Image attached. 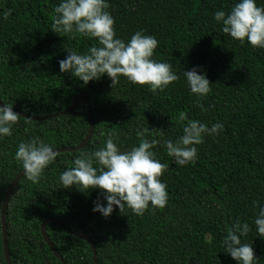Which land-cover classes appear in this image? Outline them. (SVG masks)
I'll return each mask as SVG.
<instances>
[{"label":"trees","instance_id":"1","mask_svg":"<svg viewBox=\"0 0 264 264\" xmlns=\"http://www.w3.org/2000/svg\"><path fill=\"white\" fill-rule=\"evenodd\" d=\"M61 2L0 0L2 104L46 117L66 110L77 95L86 93L95 118L85 148L57 154L38 183L23 176L15 188L6 212L12 263L96 264L89 243L48 223L46 232L62 260L55 257L41 232L44 221L54 218L92 238L99 264H238L221 242L239 221L250 229L241 242L253 246L255 264H264V238L255 225L264 207V48L233 40L214 16L220 10L228 14L239 0H105L116 38L127 44L137 31L155 37L152 59L170 64L179 76L156 93L124 77L112 88L107 75L85 85L71 72L61 73L59 61L67 51L86 54L98 46L96 39L78 33L52 32L54 8ZM256 4L264 7V0ZM9 9L5 20L3 13ZM193 68L212 84L203 98L190 92L183 76ZM180 112L208 127L223 125L218 135L203 137L196 160L185 166L175 164L164 143L183 135L187 120L179 122ZM145 129L144 139L159 141L151 149L155 158L168 165L160 177L168 193L163 209L149 205L137 216L127 207L121 213L114 206L105 218L93 211L98 199L107 205L100 189L63 188L60 175L74 167L76 158L99 150L108 137L121 152L130 151L139 146L137 132ZM88 132L87 106L80 101L71 113L45 121L20 116L12 134L0 137V264H8L1 209L8 187L24 170L14 158L19 144L38 138L53 149L73 148Z\"/></svg>","mask_w":264,"mask_h":264},{"label":"clouds","instance_id":"2","mask_svg":"<svg viewBox=\"0 0 264 264\" xmlns=\"http://www.w3.org/2000/svg\"><path fill=\"white\" fill-rule=\"evenodd\" d=\"M108 8L109 4L105 0H62L54 8L52 32L62 35L78 33L98 41V46L89 48L86 54L67 51L66 58L59 61L61 73L71 72L85 85L107 75L112 81V88L119 84L120 77H124L133 85L148 86L152 93L157 90L162 92L178 81L179 76L172 71L170 64L152 59L158 46L155 37L137 31L127 44L116 38L115 21L107 11ZM10 15L11 9L3 13V18L6 20ZM214 16L217 22L222 23L223 33L233 40L241 43L247 40L253 48H264V7H258L256 0H239L228 14L220 10ZM198 71L193 68L184 71L183 76L190 92L203 98L211 91L212 84L206 75H200ZM19 119L20 115L13 111L12 105L0 107V137L10 136ZM178 120H187L183 135L175 142L166 140L164 143L167 155L174 159L175 164L185 166L196 160V146L203 143V137L218 135L223 125L216 123L208 127L198 120H189L186 112H180ZM147 131L137 132L141 138L139 146L130 151L121 152L112 137H108L106 144L99 150L76 158L74 167L60 175L63 188L75 185L83 192L100 189L107 205H102L98 199L94 202L93 211L105 218L112 214L114 206L121 213L127 207L137 216H143L149 205L152 209H163L168 201V193L160 177L168 165L155 158L151 149L159 141L144 139ZM155 131L161 134L164 132ZM56 156L52 146L33 138L19 144L14 158L22 165L25 178L38 183L44 169L55 161ZM94 163L98 167H94ZM255 225L258 236L264 238V207L259 209ZM249 231L247 223L237 221L228 229L221 242L224 251L238 264H255L257 261L253 246L241 242V237L247 236ZM82 232L85 233H74ZM207 238L211 242L210 234Z\"/></svg>","mask_w":264,"mask_h":264},{"label":"water","instance_id":"3","mask_svg":"<svg viewBox=\"0 0 264 264\" xmlns=\"http://www.w3.org/2000/svg\"><path fill=\"white\" fill-rule=\"evenodd\" d=\"M80 101H84L86 106H87V111H88V120H89V132L88 135L86 136V138L82 141V143L76 147L73 148H59V149H54V151L59 154L62 152H74V151H79L83 148H85V146L87 145L88 141L91 139L93 133H94V128H95V118H94V113L92 110V106L91 103L89 101V98L87 96L86 93H81L79 95H77L74 99L73 102L71 104V106L69 108H67L66 110L54 114V115H49L46 117H34L31 116L29 114H26L24 112H19V111H14L15 113L19 114L21 117L27 118V119H31L33 121H45L48 119H52L54 117H60V116H64L67 115L69 113H71L77 106V104ZM0 106L3 107L4 105L2 104V102L0 101ZM24 176V170L22 172H20L18 174V176L14 179V181L11 183V185L8 187L6 194H5V198H4V202H3V206L1 209V223H2V230H3V245H4V253H5V258L8 264H13L11 261V257H10V253H9V247H8V234H7V227H6V212L9 206V202L11 199V196L15 190V188L18 186L21 178ZM48 223H54L55 225L59 226L60 228H62L63 230H66L67 233H69L70 235L76 236L79 239H82L88 243H90L92 251H93V260L96 264H98V258H97V249L95 244L93 243V241L91 240V238L86 235L85 233H80V234H76L74 232H72L69 229H66L65 227H63L61 225V223L59 221H57L56 219H48L46 221H44V223L42 224L41 227V232L42 235L44 237L45 242L47 243V245L49 246V248L51 249V251L54 253L55 257L57 259L62 260V257L60 256L59 252L57 251V249L54 247V244L52 243V241L50 240L49 236L47 235L46 232V225ZM62 264H67L64 260H62Z\"/></svg>","mask_w":264,"mask_h":264}]
</instances>
